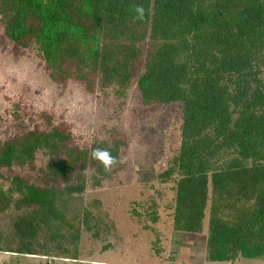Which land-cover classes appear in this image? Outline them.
Instances as JSON below:
<instances>
[{
	"label": "trees",
	"instance_id": "trees-1",
	"mask_svg": "<svg viewBox=\"0 0 264 264\" xmlns=\"http://www.w3.org/2000/svg\"><path fill=\"white\" fill-rule=\"evenodd\" d=\"M135 4L144 5V19H133ZM0 27L1 40L35 44L54 81L73 75L123 92L135 78L143 107L177 106L163 127L162 156L171 166L158 176L178 175L174 228L198 232L209 207L208 260L264 259V0H0ZM69 138L51 126L0 142V171L34 164L38 151L48 157L40 182L13 177L19 205L51 216L63 191L123 169L106 172L90 156L107 148L121 158L118 141L76 148Z\"/></svg>",
	"mask_w": 264,
	"mask_h": 264
},
{
	"label": "rangeland",
	"instance_id": "rangeland-1",
	"mask_svg": "<svg viewBox=\"0 0 264 264\" xmlns=\"http://www.w3.org/2000/svg\"><path fill=\"white\" fill-rule=\"evenodd\" d=\"M142 48L139 70L145 43ZM118 89L73 75L54 81L35 44L17 47L0 39V142L58 126L70 132L68 144L76 148L118 141L125 160L123 169L97 185L88 178L93 174L88 166L84 189L60 193L51 216L37 205H19L21 195L12 182L15 176L40 182L46 153L38 151L32 165L2 169L0 264H232L206 258L209 207L198 232L173 226L178 175L158 176L171 166L162 156L163 127L177 115V106L143 107L135 78L127 90ZM20 217L30 222V231L17 225ZM25 247L34 254L24 253ZM233 264H264V259L241 258Z\"/></svg>",
	"mask_w": 264,
	"mask_h": 264
},
{
	"label": "clouds",
	"instance_id": "clouds-1",
	"mask_svg": "<svg viewBox=\"0 0 264 264\" xmlns=\"http://www.w3.org/2000/svg\"><path fill=\"white\" fill-rule=\"evenodd\" d=\"M132 11L135 13L134 20L144 19L146 9L143 4H135L132 6ZM90 156L99 161L106 172H110L114 165L122 164L125 162L123 158L113 156L111 151L107 148H94L90 152Z\"/></svg>",
	"mask_w": 264,
	"mask_h": 264
}]
</instances>
